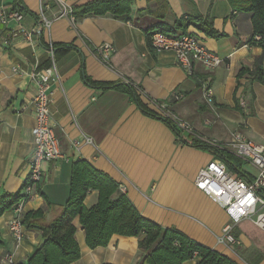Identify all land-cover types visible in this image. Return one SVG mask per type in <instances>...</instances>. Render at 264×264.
<instances>
[{
    "label": "crops",
    "instance_id": "obj_1",
    "mask_svg": "<svg viewBox=\"0 0 264 264\" xmlns=\"http://www.w3.org/2000/svg\"><path fill=\"white\" fill-rule=\"evenodd\" d=\"M66 1L73 7L93 0ZM129 1L128 20L104 14L72 21L56 17L53 0H0V198L23 194L35 127L32 73L49 65L52 46L57 81L50 88L49 108L62 157L42 164L23 218L28 211L41 209L40 223L52 221L69 196L73 164L84 160L113 180L145 218L237 264H264V232L249 219L233 223L236 243H217L230 219L195 185L198 170L216 157L215 152L182 142L171 125L147 112L188 122L192 134L179 132L183 140L209 138L225 144L238 131L264 144V82L250 74L257 62L264 72V58L259 61L263 48L251 41L250 13L235 8L230 0ZM41 8L49 26L37 28L31 41L17 35L3 43L19 26L15 20L3 23L5 13L19 10L20 24L33 29ZM197 17L210 19L221 36H208L186 24ZM157 25L169 27L172 34L197 35L224 62L212 70L195 63L188 75L174 53L151 48L145 32ZM104 42L114 48L108 65L94 52ZM199 79L209 82L212 106L204 102ZM118 83L130 85L145 110L129 94L113 88ZM173 92L182 97L174 99ZM75 141L80 144L75 146ZM245 165L246 172L254 173ZM97 199V190L89 189L83 204L89 207ZM13 205L0 215V264H26L42 242L40 230L24 224L22 240H13L7 227ZM73 224L80 256L70 264L139 262L138 237L113 234L107 245L89 248L77 218ZM7 252L11 263L4 259ZM195 263L196 258L183 262Z\"/></svg>",
    "mask_w": 264,
    "mask_h": 264
},
{
    "label": "trees",
    "instance_id": "obj_2",
    "mask_svg": "<svg viewBox=\"0 0 264 264\" xmlns=\"http://www.w3.org/2000/svg\"><path fill=\"white\" fill-rule=\"evenodd\" d=\"M230 2L235 8L250 13L253 27L251 41L263 48V53L259 58L261 61L264 58V0H230ZM130 11L129 0H93L72 7L74 20L85 16L104 14L128 20ZM186 24L193 25L208 36H221L212 27V22L208 18L187 19ZM155 31L166 34L172 32L169 27L157 25L152 30L145 32L148 41L150 35ZM250 74L264 82V72L260 62H257L255 69ZM113 88L129 94L145 110L130 85L118 83L114 84ZM147 112L171 125L182 142L202 149L213 150L216 156L227 163L235 175L246 174L243 168L245 162L240 158L228 151L218 152L196 139L183 140L179 131L167 117ZM72 169L69 196L61 206L58 215L52 221L43 224L40 223L43 216L41 209L28 211L23 218L25 227L38 229L42 235L41 244L28 258L26 264H70L77 260L80 252L74 236L76 231L73 224L74 218H77L79 225L84 230L85 242L89 248L107 245L113 234L138 237V246L142 255L137 264H183L193 258H196L195 264H237L223 253L201 245L177 230L163 228L142 216L125 194L118 191V185L88 162L79 160L73 164ZM89 189L97 190L98 199L95 204L86 207L83 200ZM18 199V194L2 196L0 198V215Z\"/></svg>",
    "mask_w": 264,
    "mask_h": 264
},
{
    "label": "built area",
    "instance_id": "obj_3",
    "mask_svg": "<svg viewBox=\"0 0 264 264\" xmlns=\"http://www.w3.org/2000/svg\"><path fill=\"white\" fill-rule=\"evenodd\" d=\"M58 10L56 17L68 16L74 20L72 7L66 0H53ZM47 6H44V8ZM23 16L19 10H12L5 13L2 22L15 20L18 28L10 32L3 41L8 44L9 40L17 35H22L27 41H31L36 34V29L42 26H49L48 19L41 8L39 21L36 28L27 29L21 23ZM258 38V36H255ZM149 44L156 52L170 51L175 54L179 65L188 75L193 74L195 63H199L207 70H212L224 62V58L216 52L206 48L197 35L189 32L172 34L155 31L150 35ZM99 61L108 65L114 52L110 43L104 42L94 48ZM49 65L34 71L32 79L36 83V91L32 98L34 108L35 127L33 131V150L28 160L27 176L23 185V194L12 207L13 214L7 221V227L13 238L18 243L23 238V207L33 187L41 178V166L62 157L59 147V140L50 117V88L53 82L57 81L55 69L54 52L52 46L49 49ZM204 102L208 106L213 105V95L209 82L206 79H199ZM174 99H180V93H172ZM163 114V115H162ZM160 114L167 117L174 127L182 133L192 134L191 125L185 120L171 115ZM206 119V124H211ZM90 141V139H86ZM216 151H228L240 158L245 164L253 167L254 173L246 172L245 175H235L222 158L216 156L198 170L195 178V185L203 191L210 199L220 205L228 215L230 222L226 223L221 233L216 237L217 243L234 244L237 239L231 233L233 223L242 219H249L258 229L264 232V144L256 143L242 133L236 131L231 135L230 140L223 144L216 140L205 138L201 140ZM80 143L74 142L75 146ZM7 263L12 262L11 253L4 254Z\"/></svg>",
    "mask_w": 264,
    "mask_h": 264
},
{
    "label": "rangeland",
    "instance_id": "obj_4",
    "mask_svg": "<svg viewBox=\"0 0 264 264\" xmlns=\"http://www.w3.org/2000/svg\"><path fill=\"white\" fill-rule=\"evenodd\" d=\"M245 168H249V169L252 170V171L254 170L253 167L250 166V165H245Z\"/></svg>",
    "mask_w": 264,
    "mask_h": 264
}]
</instances>
